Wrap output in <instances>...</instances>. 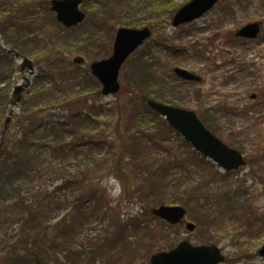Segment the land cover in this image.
<instances>
[{
	"label": "rangeland",
	"instance_id": "374dc122",
	"mask_svg": "<svg viewBox=\"0 0 264 264\" xmlns=\"http://www.w3.org/2000/svg\"><path fill=\"white\" fill-rule=\"evenodd\" d=\"M187 1L87 2L82 6L87 20L77 28L66 30L50 11L51 0H0V144L3 143V148L8 151H13L19 136L15 141L11 136L18 131L26 116H31L47 104L63 100L65 95L75 100L78 90L87 96H97L92 106H105L108 109L120 101L121 104L132 102L128 109L137 107L136 110L143 111L144 106L134 104L142 102L139 100L141 95L166 104L174 100L172 105L197 112L210 131L245 155L247 165L235 172L231 182L238 181L242 185L238 196L246 195L249 199L248 205L252 204L253 214H247L252 215L253 219L237 223L228 215L227 218L218 217L215 223H206L207 217L196 212L197 208L187 207L186 220L195 223L197 229L189 232L184 224L170 228L148 214L149 208L155 207L150 199L145 198V193L139 194V191L133 190L136 194L130 198L131 194L124 193L122 182L111 176L103 180L102 187L119 209L124 223L133 217L139 218L141 226L138 231L131 229L130 234L138 238L140 243L144 240L145 244L154 246L170 241L172 248L164 250L173 249L185 240L194 245L216 244L226 256L227 260L223 264H264V259L259 255L264 245V0H221L201 19L175 28L172 26L173 17ZM255 22L262 23L261 34L256 40L236 37L238 30ZM144 27L152 28L153 36L123 66L120 74L121 92L115 96H104L102 87L91 74L90 65L111 55L118 29ZM19 29L22 30L23 39L17 50L13 48L15 45L11 37ZM89 38L94 39L89 43ZM11 51L17 52L22 59ZM79 56L86 59L84 66L74 64L73 59ZM23 58L32 61L34 70H21ZM175 68L198 74L203 81L200 84L184 82L175 75ZM72 78L79 82V86L73 90L67 89L65 85L58 87L62 80ZM28 83L29 86L21 92V99L18 100L19 96L14 94L15 88ZM158 88L159 92L156 93ZM4 97L12 98L11 103L3 102ZM60 110L51 111L50 116L54 120H68L69 111ZM86 114L87 111L81 117ZM46 120H50V117ZM93 120L94 124H99L98 130L107 129L117 137V117L101 116L93 117ZM147 121L149 127L158 128L156 119L154 122L150 119ZM80 123L83 128L91 127L82 121ZM163 134L158 131L156 137L169 142L165 146L168 154L158 157L160 162L169 164L166 168H170L166 182L171 180L172 185L168 188L167 196L176 195L182 200L194 196L195 203L199 201V207L207 203V198L211 199L209 203L217 202L214 198L217 193L214 191L205 188L194 191V186L188 185L194 182L188 166L189 163L194 164L193 148L186 146L176 132ZM172 165H180L185 169L181 175L172 177ZM61 183L57 181L50 184L46 177L41 180L36 178L32 183V187H39L43 199L48 198L45 209L48 228L70 211L57 209L56 203H53L57 199V202L62 200V204L65 195L70 193L69 190H59ZM179 183L190 187V191L181 186L177 192ZM28 195L25 192L22 196L29 198ZM246 204L241 201V206ZM177 205L184 206V203L178 201ZM0 217L7 220L6 225L0 227V264H3L2 260L8 256L14 244L30 233L32 236L37 234L39 238V232L28 226L22 228L23 222L14 221L11 213L10 216L1 214ZM103 225L95 223L88 226L84 234L99 235ZM130 225L131 228L137 226L134 223ZM211 238L216 241L208 242ZM84 244L81 249L88 254L92 249L88 243L85 247ZM120 247L109 248L104 256H93L91 262L84 257L86 264H149L150 258L143 260L142 253H133L129 249L121 252ZM157 252L155 249L150 257Z\"/></svg>",
	"mask_w": 264,
	"mask_h": 264
},
{
	"label": "trees",
	"instance_id": "16d2710c",
	"mask_svg": "<svg viewBox=\"0 0 264 264\" xmlns=\"http://www.w3.org/2000/svg\"><path fill=\"white\" fill-rule=\"evenodd\" d=\"M16 33L11 39L13 46L15 45L13 48L18 50L23 33L20 29ZM93 39L89 38L88 42ZM62 85L73 90L79 86V82L72 78L62 80L58 87ZM158 92L159 88L156 90V93ZM77 93L79 94H76L75 100L65 95L63 100L57 101L64 103L57 105L52 102L31 116H26L18 131L11 136L14 141L19 136L16 148L13 151L3 148L0 153V215L10 216L11 213L14 221L23 222L22 228L28 226L31 230L37 229L39 232V238L37 234L32 236L30 233L14 244L8 256L2 260L3 264H86L85 258L91 262L93 256H104L109 248L120 245L121 252L128 249L133 253L139 252L142 253L143 260H147L155 249L162 251L165 248H172L170 241L153 246L145 244L144 240L140 243L138 238L130 234L131 229L137 230L141 226V221L133 217L128 222H123L122 214L101 185L109 176L116 177L122 182L124 193L131 194L130 198L136 194L133 190H137L139 194L145 193V198L150 199L154 207L177 205V202L181 201L186 208H197L196 212L207 217L206 223H215L218 217L227 218L228 215L232 221L237 220V223L253 219L252 215L247 214V212L253 214L252 204L248 205L249 199L246 195L238 196L242 185L238 181L231 182L235 173L222 174L212 162L195 151L192 154L194 164L188 165L194 182L188 185H193L194 191L204 188L214 191L217 193L214 198L218 201L209 203L211 199L207 198L205 199L207 203L199 207V201L195 203L194 196L188 200L177 198L176 195L167 196L168 188L172 185L171 180L166 182L170 168H166L169 164L160 162L158 157L161 154H168L165 146L169 142L166 139L159 140L156 135L158 131L163 132V135L175 132L148 108L147 100L150 96L141 95L139 100L142 102L134 103L138 107L144 106V110L142 108L141 111L136 110L137 107L128 109L132 102L121 104L118 101L109 109L105 106H92L97 96L93 94L87 96L81 93V90ZM4 98L3 102L11 103L12 98ZM170 102L173 104L174 100ZM55 109L69 111V119L54 120L50 112ZM85 111L87 114L81 117ZM48 116L50 120H46ZM101 116L117 117L116 138L112 135L115 133L108 132L107 129L98 130L99 124H94L93 117ZM148 119L152 122L156 119L159 123L158 128L149 127ZM81 121L91 127L83 128ZM184 144L189 146L185 141ZM170 167L173 170L172 177L181 175L185 169L180 165ZM44 177L50 184L61 181L60 191H70L65 195L66 199L62 204H60L62 200L57 202V199H54L53 203H56L57 209L70 211L50 228L45 220L48 198L43 199L40 196L42 193L39 192V187H32L36 178L41 180ZM30 178H34L33 182ZM181 186L190 191V187L185 188L179 183L177 192ZM25 192L29 194V198L22 196ZM161 192L163 193L160 195ZM241 201L247 204L241 206ZM149 209L148 214L152 215L153 207ZM152 218L155 219L153 216ZM6 223L7 220L0 217V227ZM95 223L105 224L102 233L96 236L84 234L85 229ZM133 223L137 226L131 228L130 224ZM165 225L173 228L166 223ZM211 239L208 242L216 241L215 238ZM83 243L84 247L89 244L92 249L88 254H85L86 250L81 249Z\"/></svg>",
	"mask_w": 264,
	"mask_h": 264
},
{
	"label": "water",
	"instance_id": "95a60500",
	"mask_svg": "<svg viewBox=\"0 0 264 264\" xmlns=\"http://www.w3.org/2000/svg\"><path fill=\"white\" fill-rule=\"evenodd\" d=\"M96 1V0H88ZM220 0H192L177 12L173 19L175 28L192 23L209 12ZM83 0H53L51 10L57 14V21L66 28H73L82 24L86 14L80 9ZM261 31L260 23H252L237 32L238 37L256 39ZM152 36L149 28L118 30L113 46V53L108 59L91 64L92 74L101 83L104 96L116 95L121 90L119 76L121 69L130 56L137 51ZM74 63L82 65L85 60L81 57L74 59ZM26 68L34 70L33 63L25 59L22 70ZM33 72V71H31ZM175 74L185 81L200 82L201 77L182 68H176ZM29 86H18L15 95L21 99V92ZM151 110L163 117L168 125L177 131L190 143L193 148L203 156L213 160L226 172L239 170L246 165L243 155L222 142L210 132L199 119L195 111H189L180 107L162 104L153 100L148 101ZM10 121V120H8ZM2 144L0 145V150ZM153 215L171 224L178 225L184 222L187 210L182 206H167L155 208ZM189 232H194L196 225L186 223ZM264 257V246L260 251ZM225 257L217 246H194L188 241L182 242L177 248L155 254L150 264H221Z\"/></svg>",
	"mask_w": 264,
	"mask_h": 264
},
{
	"label": "clouds",
	"instance_id": "9594fccd",
	"mask_svg": "<svg viewBox=\"0 0 264 264\" xmlns=\"http://www.w3.org/2000/svg\"><path fill=\"white\" fill-rule=\"evenodd\" d=\"M113 182H115V181H113Z\"/></svg>",
	"mask_w": 264,
	"mask_h": 264
},
{
	"label": "flooded vegetation",
	"instance_id": "af4514ba",
	"mask_svg": "<svg viewBox=\"0 0 264 264\" xmlns=\"http://www.w3.org/2000/svg\"><path fill=\"white\" fill-rule=\"evenodd\" d=\"M203 80V79H202Z\"/></svg>",
	"mask_w": 264,
	"mask_h": 264
}]
</instances>
